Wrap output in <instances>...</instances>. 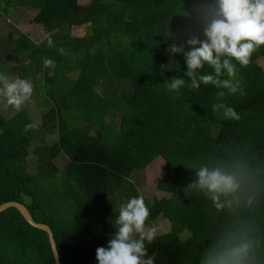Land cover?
<instances>
[{
	"label": "trees",
	"instance_id": "1",
	"mask_svg": "<svg viewBox=\"0 0 264 264\" xmlns=\"http://www.w3.org/2000/svg\"><path fill=\"white\" fill-rule=\"evenodd\" d=\"M91 1H18L37 9L34 23L48 31L45 49L24 36L15 41L29 58L32 84L45 93L34 97L42 119L37 134L25 110L9 119L0 114V206L20 203L47 225L61 264H97L96 250L114 236L120 208L141 196L135 176L161 158L157 190L165 197L144 198L146 227L156 231L145 242L154 264H205L244 242L251 244L246 264H264V46L247 67L237 63L236 94L190 82L169 91L171 79L188 81L183 55L170 61V47L189 50L188 39H203L215 0ZM14 2L0 0V10L13 11ZM79 27L83 35L74 36ZM45 59L55 67L46 68ZM200 73L214 74L208 65ZM221 105L240 119L226 118ZM52 130L57 140L50 146ZM37 137L40 145L33 144ZM60 154L70 159L63 170L54 163ZM202 167L232 175L239 187L214 202L189 187ZM34 184L45 193L58 189L72 203L69 230L46 214ZM0 264H55L47 233L14 208L0 213Z\"/></svg>",
	"mask_w": 264,
	"mask_h": 264
},
{
	"label": "clouds",
	"instance_id": "2",
	"mask_svg": "<svg viewBox=\"0 0 264 264\" xmlns=\"http://www.w3.org/2000/svg\"><path fill=\"white\" fill-rule=\"evenodd\" d=\"M48 43L51 45L52 40L49 39ZM186 43L189 50L174 44L169 51L183 55L188 81L179 77L171 79L169 91L178 92L189 82L193 89L199 88L201 84H210L227 89L230 94L242 91L237 79V63L240 67H247L252 54L264 46V0H215L211 18L203 28V39L192 37ZM205 65L210 66L214 74H201L200 70ZM44 66L54 68L55 62L45 59ZM222 76L227 78L221 79ZM32 92L33 86L29 81L19 77L10 80L0 74V97L4 98L7 105L20 110L30 100ZM224 94L219 92L218 96ZM221 107L226 118L240 119L234 108L226 105ZM197 176L198 181L189 187L199 186L206 190L212 194L214 202L219 200L221 194L233 193L239 187L232 175L220 169L202 167ZM216 207L221 205L216 203ZM149 215L150 210L142 196L131 198L122 206L115 220L114 236L108 241L107 247L96 250L97 264H154L145 246V242L151 244L156 235L154 228L146 230ZM250 248V243H240L205 264H246Z\"/></svg>",
	"mask_w": 264,
	"mask_h": 264
},
{
	"label": "rangeland",
	"instance_id": "3",
	"mask_svg": "<svg viewBox=\"0 0 264 264\" xmlns=\"http://www.w3.org/2000/svg\"><path fill=\"white\" fill-rule=\"evenodd\" d=\"M18 1L19 0H15L13 5H15L16 9L13 11L19 12L9 11L4 14V20L0 26V74L10 77L11 79H15L17 77L25 79L23 78L24 76L29 78L28 80H25L32 84L30 78L31 74H27L30 62L29 58L27 57V54L19 53L21 48L17 47L15 41L18 40L17 42H19L21 40L20 38L24 36L36 47H42V43L47 37L48 31L44 26L34 23V19L36 16H38L39 11L37 9H26L25 3ZM91 2V0H75V3L81 6H88V4ZM0 11H6V7L3 6V9ZM15 16L21 20L22 25L17 24ZM83 29L84 28L82 27L74 28L72 34L77 37L82 36ZM2 32H4L3 36ZM28 48L33 49L30 48V46ZM43 48L44 47H42V49ZM177 55L178 54H171L170 61L175 59ZM260 64L264 68V63L260 62ZM32 86L33 92L30 98L31 101L29 100V103L26 102L20 110H16L13 106L7 105L4 98H0V102L4 104L3 108L0 106V114L4 118L9 119L17 115L19 112L25 110L33 122V130H31V133L37 134V131L34 130V128L36 129L37 127L41 126L42 119L40 116L41 110L36 108L34 97L35 99H38L40 96H44L45 91L44 86L40 85V83L39 86L35 87L34 84H32ZM115 124L117 127L118 120H115ZM76 126L81 127V124ZM39 136H41V134ZM46 136L48 138L47 145L51 146L57 140L56 135L53 134V130L50 131ZM33 142L34 145H40L41 140L37 137ZM54 163L59 168V170H63L70 163V159L63 154H60V156L55 159ZM164 172L165 162L161 158H157L145 170L137 173L134 184L137 186V189L143 198L152 199L165 197L164 194L157 190V185L164 175ZM33 186L36 188V196L39 200V203L46 211V214L52 218L57 226L64 225L67 226V229L69 230L71 228L69 226V222L75 213L72 203L68 199L64 198L58 189L54 191H47L45 193L41 192L42 190L37 189L39 187L35 186V184ZM147 229L150 228L146 227V230Z\"/></svg>",
	"mask_w": 264,
	"mask_h": 264
},
{
	"label": "water",
	"instance_id": "4",
	"mask_svg": "<svg viewBox=\"0 0 264 264\" xmlns=\"http://www.w3.org/2000/svg\"><path fill=\"white\" fill-rule=\"evenodd\" d=\"M9 208L16 209L31 227L47 233L49 243H50V246L52 249V253L54 256L55 264H61L52 230L45 224L35 222L31 216V214L29 213L28 209L20 203L8 202L5 204H2L0 206V213L6 211Z\"/></svg>",
	"mask_w": 264,
	"mask_h": 264
},
{
	"label": "crops",
	"instance_id": "5",
	"mask_svg": "<svg viewBox=\"0 0 264 264\" xmlns=\"http://www.w3.org/2000/svg\"><path fill=\"white\" fill-rule=\"evenodd\" d=\"M78 5V4H77ZM78 6H81V5H78ZM27 9V8H26ZM11 12H19V11H11ZM21 12V11H20ZM7 13V11H0V26L2 25V23H3V17L5 16L4 14H6ZM15 18H16V20H17V24H19V25H22V23H21V20H19V18L17 17V16H15ZM6 32V31H5ZM4 35V32H2V36ZM46 39V38H45ZM9 79H11L10 77H8ZM11 80H14L13 78L11 79ZM1 99H3V97H0ZM30 101H31V99H30ZM30 101H28V103L30 102ZM0 105H1V107L3 108L4 107V104L2 103V102H0ZM31 105V104H30Z\"/></svg>",
	"mask_w": 264,
	"mask_h": 264
}]
</instances>
